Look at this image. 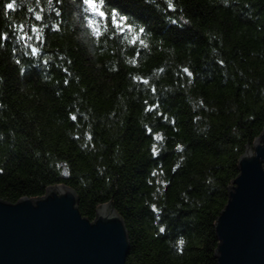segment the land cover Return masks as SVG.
<instances>
[{
  "label": "trees",
  "instance_id": "obj_1",
  "mask_svg": "<svg viewBox=\"0 0 264 264\" xmlns=\"http://www.w3.org/2000/svg\"><path fill=\"white\" fill-rule=\"evenodd\" d=\"M12 2L0 0V199L64 184L90 221L111 199L126 264H217L213 223L264 127V0H107L103 20L83 0Z\"/></svg>",
  "mask_w": 264,
  "mask_h": 264
},
{
  "label": "water",
  "instance_id": "obj_2",
  "mask_svg": "<svg viewBox=\"0 0 264 264\" xmlns=\"http://www.w3.org/2000/svg\"><path fill=\"white\" fill-rule=\"evenodd\" d=\"M245 146L213 223L217 264H264V127ZM128 250L111 199L95 206L93 221L80 214L76 193L64 184L46 187L41 197L0 199V264H126Z\"/></svg>",
  "mask_w": 264,
  "mask_h": 264
},
{
  "label": "snow or ice",
  "instance_id": "obj_3",
  "mask_svg": "<svg viewBox=\"0 0 264 264\" xmlns=\"http://www.w3.org/2000/svg\"><path fill=\"white\" fill-rule=\"evenodd\" d=\"M49 3H51V0H49ZM83 3L86 5L85 11L91 13L93 15V17H99L101 20H103V18L105 17V11L107 10V0H100L99 3L96 2V0H83ZM16 6V0H13L12 3H8L7 4V9L12 10L14 9V7ZM102 6H103V10H102ZM171 2L169 3V7H171ZM36 20H40L41 17L39 15H36L35 17ZM111 21L112 24L120 31V32H124L125 28L122 26L124 24L125 21V17L123 15H120L119 13L112 11L111 12ZM88 27L91 29V33L93 36L95 37H100L101 36V27L100 25L97 23V20L95 18L92 19H88ZM31 31L33 33H35V38L36 39H42L39 31L36 28H32ZM130 31V29H129ZM140 32H143L144 29L141 28L139 30ZM20 33H24V26H21L19 29ZM7 39V36H2L0 35V46L2 45V40ZM25 39L31 40L32 36L27 35L26 33L21 35L18 34L17 35V40L18 41H23ZM138 39V37L136 35H133L130 42L131 43H135L136 40ZM140 43L143 44V40H140ZM38 53V49L33 47L31 49V54L33 56L37 55ZM133 63L135 62L134 60L132 61ZM17 63H19V61H17ZM185 72H187V69H184ZM190 75V73H189ZM145 83H147V81H145ZM73 119H75L76 117H72ZM157 139L159 140L160 137L158 136ZM154 152H155V147H154ZM161 231H163V229H161Z\"/></svg>",
  "mask_w": 264,
  "mask_h": 264
}]
</instances>
